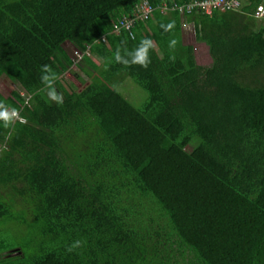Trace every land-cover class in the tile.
Returning a JSON list of instances; mask_svg holds the SVG:
<instances>
[{"label":"trees","instance_id":"16d2710c","mask_svg":"<svg viewBox=\"0 0 264 264\" xmlns=\"http://www.w3.org/2000/svg\"><path fill=\"white\" fill-rule=\"evenodd\" d=\"M148 1L115 34L141 0H0V80L18 84L0 102L25 121H0V264H264V0L185 18L159 7L194 0ZM142 38L147 68L115 62Z\"/></svg>","mask_w":264,"mask_h":264},{"label":"built area","instance_id":"2783aa9c","mask_svg":"<svg viewBox=\"0 0 264 264\" xmlns=\"http://www.w3.org/2000/svg\"><path fill=\"white\" fill-rule=\"evenodd\" d=\"M242 7L241 0H194L189 4L184 5H174L169 6L164 4L162 7H159L161 13L166 14L172 11H178L181 17L185 18L186 15L191 14L195 10H201L205 14H211L213 9L221 10H240ZM155 8L150 4L148 0H141L139 4L136 5V12L131 16H123L118 18L113 24V30L115 34H120L121 31L125 30L129 33L135 28L136 23L148 21L151 14ZM257 19L264 18V6H259L254 15ZM182 30H190L195 33V27L191 23H187L184 20L182 21ZM102 41L105 42V37L102 38ZM75 57L80 60L82 54L78 51L74 52ZM24 92H22V95ZM21 122H25L23 118H18Z\"/></svg>","mask_w":264,"mask_h":264},{"label":"clouds","instance_id":"9594fccd","mask_svg":"<svg viewBox=\"0 0 264 264\" xmlns=\"http://www.w3.org/2000/svg\"><path fill=\"white\" fill-rule=\"evenodd\" d=\"M263 19V18H262ZM160 27L164 32L170 31L174 27L173 22L167 24H161ZM175 41L170 42V46L174 45ZM153 47V42L149 38H142L138 45L131 50L124 49L122 50L118 47L114 52V60L117 63L124 65H139L142 68H147L151 63L149 52ZM41 83L47 89V97L50 101L55 102L57 105L63 103V97L56 91L54 86L55 84V75L51 73L47 66L43 68L42 75L40 77ZM18 118V113L16 109H9L7 105L3 102H0V121L3 122V125L7 127L14 119ZM81 242L79 240L74 241L66 251L72 252L75 248L80 246Z\"/></svg>","mask_w":264,"mask_h":264},{"label":"rangeland","instance_id":"374dc122","mask_svg":"<svg viewBox=\"0 0 264 264\" xmlns=\"http://www.w3.org/2000/svg\"><path fill=\"white\" fill-rule=\"evenodd\" d=\"M259 23L262 25V27H264V18L263 19H259ZM183 40H184V43L185 44L192 45L194 47L196 61H197V63L199 65L204 66V67H211L212 66L213 61H212V58H211V56L209 54V48H208V46L206 44H204V43L197 42V40L195 39V33L193 31H190V30L183 31ZM64 46H65V49H66L67 53L72 58L75 59L74 47L71 44H69V43H66ZM75 62H78V61L75 59ZM81 64H82V62L79 61V63L76 64V65H81ZM72 70L74 72H77V74H79L82 78L86 79L85 74L82 73V72H80V70L78 69V67L73 66L72 67ZM128 81L129 82H132L130 79ZM17 88H18V84L17 83H14V82H11L7 78H4L3 77L0 80V93L3 96H5V97L10 96L11 93L14 90H16ZM133 88L135 89V92H140V93H142V95L144 96L145 99L147 98V94L139 86H137V85H131L132 91H134ZM130 92L131 91L127 92L128 93L127 95L129 97H132L131 94H130ZM130 102H132V101H130ZM135 106L136 107H141V104H139V105H136L135 104ZM191 150H192V148L189 147L188 148V151H191ZM10 245H11V248L12 249H18L15 241H11Z\"/></svg>","mask_w":264,"mask_h":264}]
</instances>
